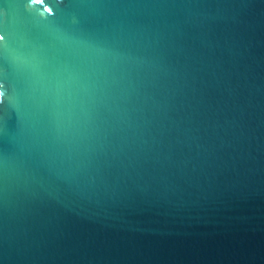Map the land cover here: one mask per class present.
<instances>
[{"label": "water", "instance_id": "95a60500", "mask_svg": "<svg viewBox=\"0 0 264 264\" xmlns=\"http://www.w3.org/2000/svg\"><path fill=\"white\" fill-rule=\"evenodd\" d=\"M0 264H264V0H0Z\"/></svg>", "mask_w": 264, "mask_h": 264}, {"label": "clouds", "instance_id": "9594fccd", "mask_svg": "<svg viewBox=\"0 0 264 264\" xmlns=\"http://www.w3.org/2000/svg\"><path fill=\"white\" fill-rule=\"evenodd\" d=\"M3 99H4V94H3V92H0V103L3 102Z\"/></svg>", "mask_w": 264, "mask_h": 264}, {"label": "snow or ice", "instance_id": "6c2138e0", "mask_svg": "<svg viewBox=\"0 0 264 264\" xmlns=\"http://www.w3.org/2000/svg\"><path fill=\"white\" fill-rule=\"evenodd\" d=\"M3 39H4V37L2 35H0V40H3Z\"/></svg>", "mask_w": 264, "mask_h": 264}]
</instances>
